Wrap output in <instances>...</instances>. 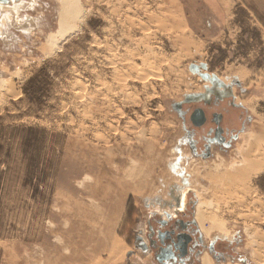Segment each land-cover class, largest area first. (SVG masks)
<instances>
[{"label":"rangeland","instance_id":"374dc122","mask_svg":"<svg viewBox=\"0 0 264 264\" xmlns=\"http://www.w3.org/2000/svg\"><path fill=\"white\" fill-rule=\"evenodd\" d=\"M10 1L0 264H157L148 222L184 206L221 253L196 264H264V0H67L63 30L62 0Z\"/></svg>","mask_w":264,"mask_h":264},{"label":"flooded vegetation","instance_id":"af4514ba","mask_svg":"<svg viewBox=\"0 0 264 264\" xmlns=\"http://www.w3.org/2000/svg\"><path fill=\"white\" fill-rule=\"evenodd\" d=\"M9 3H11L10 0H0V6ZM197 110H201L203 112L201 118L204 117L203 123L199 126L196 124L201 122V118L200 116L194 115ZM185 115L187 121L195 129L204 128L207 123L212 124L207 130V142L218 141L221 144L227 145L231 132L228 129L223 131L221 128L222 115L215 112L208 115L204 107H196L192 112L188 111ZM232 135L234 137L237 136L234 133ZM201 155L209 157L208 147H203ZM186 210L187 207L184 206L180 214L174 215L170 219L154 218L153 221L148 222L147 241L145 242L140 237L142 242H139V245L143 248L148 246L154 252L155 263L196 264V259L205 251L215 260L221 256V253L215 249L217 241H210L207 246L204 245L203 236L195 219H188ZM135 243L134 245H136Z\"/></svg>","mask_w":264,"mask_h":264},{"label":"bare ground","instance_id":"6f19581e","mask_svg":"<svg viewBox=\"0 0 264 264\" xmlns=\"http://www.w3.org/2000/svg\"><path fill=\"white\" fill-rule=\"evenodd\" d=\"M67 0H62V4L64 5V11L62 12V15H61V17H60V27H61V29L63 30V27H64V20H65V17L67 16V14H68V12H69V10H68V7H67ZM215 167V166H214ZM202 264H210V262H209V259H208V257H207V255H204L203 256V259H202Z\"/></svg>","mask_w":264,"mask_h":264},{"label":"water","instance_id":"95a60500","mask_svg":"<svg viewBox=\"0 0 264 264\" xmlns=\"http://www.w3.org/2000/svg\"><path fill=\"white\" fill-rule=\"evenodd\" d=\"M194 115H195V116H196V115H197V116H200V118H201V116L203 115V112H202L201 110H197V111L195 112ZM203 121H204V117L201 118V122L197 123L196 125L199 126L200 124L203 123ZM128 255H129V254H128Z\"/></svg>","mask_w":264,"mask_h":264},{"label":"trees","instance_id":"16d2710c","mask_svg":"<svg viewBox=\"0 0 264 264\" xmlns=\"http://www.w3.org/2000/svg\"><path fill=\"white\" fill-rule=\"evenodd\" d=\"M30 83H32V82H30ZM28 131H29V132H33V130H32V129H29Z\"/></svg>","mask_w":264,"mask_h":264}]
</instances>
